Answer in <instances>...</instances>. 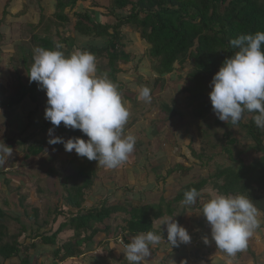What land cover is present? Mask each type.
<instances>
[{
	"label": "rangeland",
	"instance_id": "obj_1",
	"mask_svg": "<svg viewBox=\"0 0 264 264\" xmlns=\"http://www.w3.org/2000/svg\"><path fill=\"white\" fill-rule=\"evenodd\" d=\"M51 1L54 2V0H17L21 4V10H18L19 7L12 10L15 14L19 13L17 16L20 18L11 24L18 28L19 21L22 20L23 38L26 39L24 43L32 54L36 48L28 43L30 29H34L39 35H44L46 28L51 31L50 35L54 34V28H58L61 35L70 37L77 35L72 29L74 18L71 16L63 25H54L56 20L52 15L53 4L48 5ZM106 1L77 0V9L87 11L94 19L98 13H106L103 8ZM8 8L10 9V6ZM65 11L68 12V8ZM122 32L124 34L122 43L125 45L124 50L130 55V62L126 65L120 64L121 72L116 76V84L123 102L130 111L125 134L134 135L136 144L127 161L119 167L108 169L96 164L93 186L85 193V203L82 207L84 211L99 209L101 206L124 205L125 202L130 205L155 203L160 199L166 202L172 199L185 183L206 178L220 166H237L239 157L248 161L260 155L252 150L247 151L252 142L247 140L240 130L228 128L214 112L201 119L193 118L186 94L181 91L183 77L188 68L174 69L170 75L163 76L162 81H156L154 61L148 56V45L131 27H124ZM56 39L58 37L54 35V40ZM93 40L81 36L80 39L76 38L74 43L82 48L90 42L99 44L101 41L100 38ZM18 53V49L13 47L11 57L4 58L0 63V103L13 93L18 76L23 78L25 76V69L16 55ZM95 56L98 74L107 73L106 59ZM142 86L151 89V103L137 99L138 90ZM46 101L47 98H41L40 106L35 110H33L34 104L26 101L13 108L0 105V141H4V144L16 143L12 146L13 155L0 165V208L16 218L6 222L9 234L20 232L21 225H24L26 231L21 242L25 244L32 242L31 235L38 230L51 231L61 221L68 220L67 210L70 209L64 203L66 190L63 179L72 174L74 164L70 160L73 156H78L75 151H65L63 144L50 145L47 142L43 154L31 157L27 161L23 160L17 141L31 132H35L36 136L31 137L27 144L44 137L48 140V130L54 128L50 125L44 132L40 131L46 121L44 118ZM165 106L168 110H165ZM63 128L66 131L55 127L53 134L65 140L74 137L69 133L71 128H66L64 125ZM227 130H230L231 136L237 140L235 146H231V155L223 150L226 141H219ZM6 139L9 140L5 141ZM190 147L199 152L201 148L204 149V155L212 156L211 159L207 160L204 157L202 164L197 165L190 153ZM177 164L190 168V171L167 175L168 170L173 169ZM200 194L202 196L197 199L199 204L206 203L216 195L211 181L203 187ZM35 209H37L36 221L28 216ZM165 209L164 207L163 210ZM170 209V216L165 215L161 220L174 217L177 210L179 215L177 218L180 221L190 217L191 221L190 219L186 221L188 225L185 229L189 231L191 242L170 246L171 250L177 253L170 254L168 259L158 248L159 244L152 246L151 256L141 264H264V214L258 212L260 227L249 238L247 249L229 256L216 248L214 242L209 244L203 242L205 236L211 241V234L200 209H194L192 205L183 203H173ZM123 216V213L112 214L109 222L94 223L92 227L102 229L106 224H110L111 232L116 221ZM54 217L57 218L56 223ZM65 230V233L60 235L59 242L64 241L67 234H71ZM115 234L107 233L106 237L104 233H99L93 241L86 244V250L82 255L68 259L62 264H129L124 256V249L122 250V247L115 242ZM131 239V236L128 237V242ZM33 242L36 246L30 251L31 262L54 264L52 252L55 247L42 245L37 238ZM175 247L177 249H174ZM4 264H18V259H8Z\"/></svg>",
	"mask_w": 264,
	"mask_h": 264
},
{
	"label": "trees",
	"instance_id": "obj_2",
	"mask_svg": "<svg viewBox=\"0 0 264 264\" xmlns=\"http://www.w3.org/2000/svg\"><path fill=\"white\" fill-rule=\"evenodd\" d=\"M50 4H53L52 15L56 20L54 25H63L71 16L74 18L72 29L77 35L92 41L100 38L101 41L99 44L90 42L86 47L79 48L75 45L73 37L61 35L58 28H54V34L50 35L47 28L44 35L31 36L33 47L54 49L56 42H59L63 45L61 50L65 55L78 49L90 51L106 59L107 74L116 83V76L121 72L120 64L126 65L130 62V55L124 50L125 45L122 43V29L129 26L137 31L141 40L148 45V56L154 61L156 81H162V77L170 75L174 69L188 68L183 77L181 91L186 94L195 119L204 118L213 112L208 95L211 79L224 59L237 50L229 41L240 34L264 31V0H107L103 5L106 13H98L94 19L87 11L77 9V0H54L48 5ZM67 8L68 12L65 11ZM54 35L58 39L54 40ZM28 55L29 57H22L25 58V79H17L13 93L1 102L8 108L18 105L25 97L34 103H38L41 98H47L36 82H29L27 74L34 54L29 52ZM26 58H29V61ZM165 110H168L166 106ZM252 115L246 111L237 124L227 122L225 125L240 130L243 136L252 142L247 151L252 150L260 155L248 161L239 157L237 166L217 167L206 178L182 185L178 193L166 202H163V199L155 203L131 205L125 202L124 205L101 206L99 209L84 211L82 207L85 203V193L93 186L97 162L89 161L86 157L73 156L70 161L74 164V170L63 179L66 190L64 203L70 209L67 210L68 220L61 221L51 231L36 230L37 233L31 235L32 242L25 244L21 242L26 231L24 225H21L20 232L9 234L6 222L16 218L0 208V264L11 258H17L18 264H35L31 262L30 251L36 246L33 242L36 238L42 245L55 247L52 252L53 263L62 264L68 259L82 255L86 244L93 241L99 233L106 236L112 232L116 233L115 237L121 234L125 243H129L130 236L134 237L147 231L160 232L162 217L170 216V205L182 203L187 190L195 188L200 193L209 181L216 195H248L258 212L264 214V129L255 125ZM217 122L219 123L218 119ZM50 125V121L46 120L40 131L44 132ZM59 128L66 131L62 124ZM69 133L74 137L88 138L78 129H70ZM35 136L36 133L31 132L17 141L24 161L43 154L44 146L48 142L47 137L27 144L28 140ZM222 140L226 141L223 150L231 155V146L234 147L237 140L231 136L230 130L219 139ZM2 143L4 141H0V144ZM5 144L12 148L16 143ZM189 150L197 165L202 164L204 157L207 160L212 157L205 156L202 148L201 152L192 147ZM186 171H190V168L177 164L168 170L167 175ZM204 204L205 202L199 204L196 200L192 207L202 212ZM120 213L124 216L120 217L119 221L115 220L111 232L110 224H106L102 229L92 227L94 223L109 222L112 214ZM28 216L36 221L37 209ZM56 219L53 218L54 223ZM174 219L180 225H185L186 220L180 221L176 217ZM64 230L71 234H67L65 240L59 242L60 235L65 233ZM161 233L167 238L166 229L162 228V225Z\"/></svg>",
	"mask_w": 264,
	"mask_h": 264
},
{
	"label": "clouds",
	"instance_id": "obj_3",
	"mask_svg": "<svg viewBox=\"0 0 264 264\" xmlns=\"http://www.w3.org/2000/svg\"><path fill=\"white\" fill-rule=\"evenodd\" d=\"M229 43L237 50L224 59L211 79L208 95L212 111L221 121L234 125L247 111L253 114L255 125L264 129V31L240 34ZM62 48L59 42L54 49L37 47L28 79L46 94L44 118L54 128L63 124L80 130L88 139L65 140L50 128L48 143L63 144L67 152L75 151L108 169L117 168L127 161L136 144L134 135L125 134L130 111L118 85L106 72L98 74L92 52L78 49L65 55ZM137 99L151 103V89L140 87ZM12 155L11 147L0 144V165ZM199 196L195 188L187 190L182 203L194 205ZM202 214L211 234V241L205 236L203 242H214L229 256L247 249L249 238L261 223L257 208L244 194H217L203 205ZM174 217L161 221L160 232L140 233L125 244L123 253L129 264H141L151 256V247L165 239L161 225L166 227V240L171 247L191 242L189 232Z\"/></svg>",
	"mask_w": 264,
	"mask_h": 264
},
{
	"label": "crops",
	"instance_id": "obj_4",
	"mask_svg": "<svg viewBox=\"0 0 264 264\" xmlns=\"http://www.w3.org/2000/svg\"><path fill=\"white\" fill-rule=\"evenodd\" d=\"M4 2H5V4H4ZM20 5L21 4H19L17 2V0H0V12H1L0 13V63H2L4 61L3 60L4 58L11 57V50H12L13 47L14 48L16 47L18 49V52H19L18 54H16L17 58L20 59V62L22 63V66L24 67L23 59H25V58H22V57L23 56L29 57L28 54H29L30 51L26 48V43H24V42H26V39L23 38L24 35H23V31H22V25H23L21 23L22 20L19 21L20 25H19L18 28L16 26H14V24H11V23H15V21L18 20V18H20L19 16H17V14H19V13L15 14V12H12L13 8H15V7H19L18 10L20 11L21 10ZM9 6H10V9L8 8ZM27 17L30 19L29 16H27ZM126 27L130 28L129 26H126ZM46 29H45V31H46ZM49 32H51V31H49ZM36 34L39 35L38 32H36L34 29L33 30L30 29V36L28 37L29 38L28 39L29 40L28 43L30 44L31 47H33L32 44H31V41H30L31 36L32 35H36ZM78 37L80 39L81 36L76 35L75 37H73L74 38V42H75L76 38H78ZM30 53L32 54V52H30ZM26 59L29 61V58H26ZM17 79H20V80L23 81V79H25V76H24V78L18 76ZM14 87H16V84H15ZM22 101L33 103L34 104V109L33 110H35V108H38L40 106L39 102L38 103H34V102L30 101L28 97H25ZM0 105H2V104L0 103ZM18 105H14V106L9 107V108H13V107H16ZM2 106L6 107L4 105H2ZM177 213H178V210H177ZM178 216L179 215L177 214V216H175V217L177 218ZM189 219H190V217L188 219H185V220L189 221ZM190 221H191V219H190ZM186 223L187 222H185V225L183 227H186V225H188ZM162 228L166 229V227L164 225H162ZM156 247H158V246H156ZM158 248L161 249L162 253L164 252L163 254L166 255L167 259L170 256V254L177 253V252H174V251L171 250L170 244L167 242L166 238L161 240V242L159 243V247ZM174 249H177V248L175 247ZM170 251H172V252H170ZM196 261H198V260H196Z\"/></svg>",
	"mask_w": 264,
	"mask_h": 264
},
{
	"label": "built area",
	"instance_id": "obj_5",
	"mask_svg": "<svg viewBox=\"0 0 264 264\" xmlns=\"http://www.w3.org/2000/svg\"><path fill=\"white\" fill-rule=\"evenodd\" d=\"M115 242L116 244L120 245L122 247V249L125 248V241L123 239V236L121 234H118L116 237H115Z\"/></svg>",
	"mask_w": 264,
	"mask_h": 264
}]
</instances>
